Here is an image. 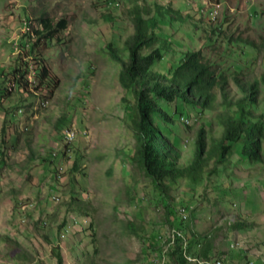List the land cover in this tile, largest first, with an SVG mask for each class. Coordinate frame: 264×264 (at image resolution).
<instances>
[{
    "label": "rangeland",
    "instance_id": "1",
    "mask_svg": "<svg viewBox=\"0 0 264 264\" xmlns=\"http://www.w3.org/2000/svg\"><path fill=\"white\" fill-rule=\"evenodd\" d=\"M140 1L152 7L155 0ZM156 1L183 16L167 13L162 19L163 34L177 52L157 70L169 75L179 52L189 49L199 50L225 77L234 71L250 79L264 75V0ZM134 3L0 0V78L40 15L68 22L60 41L42 49L57 89L13 91L0 103V140L8 122L7 162L0 169V264H57V253L64 264H166L176 227L188 240L191 232L197 235L193 250L197 239L209 242L210 257L224 264H264V148L260 163L221 166L210 160L195 177H178L164 196L143 170L131 120L134 96L121 82L120 61L106 47L123 45L132 29L125 12ZM173 105L180 115L172 117L187 124L176 132L180 161L189 164L198 129L221 132L216 115L223 107ZM255 113L264 124V100ZM68 131L76 138L62 154ZM169 209L176 213L168 215ZM239 219L252 227L239 229Z\"/></svg>",
    "mask_w": 264,
    "mask_h": 264
},
{
    "label": "trees",
    "instance_id": "2",
    "mask_svg": "<svg viewBox=\"0 0 264 264\" xmlns=\"http://www.w3.org/2000/svg\"><path fill=\"white\" fill-rule=\"evenodd\" d=\"M125 13L132 29L125 35L122 46L109 43L106 47L120 61L123 72L121 82L133 93L135 104L131 120L138 144L137 154L145 174L160 194L168 195L171 183L178 177H195L210 160L221 166H237L239 161L245 164L262 162L264 124L262 115L256 114L255 109L264 100V75L250 79L234 71L225 77L204 62L199 50L189 49L179 52L178 64L170 69L169 75H165L156 66L171 52L177 51L174 43L163 34L165 25L162 19L167 18V13L182 21L183 16L168 3L159 4L156 0L152 7L145 1L135 0ZM67 28L68 22L63 18L56 21L47 14L37 18V26H32L28 39L21 42L12 66L1 75L0 103L4 98H10L13 91L35 95L41 88L51 92L57 89L58 77L46 64L42 49L48 43L59 42L60 33ZM176 101L185 108L201 111L210 110L216 104L223 107L216 115L221 132L215 134L211 127L206 129L205 125L199 128L193 142L194 156L189 164L180 161L182 152L177 146L179 134L176 129L184 131L187 124L172 117L180 115L178 106L173 105ZM7 123L5 120L1 128L0 169L7 162L4 154ZM26 139L30 146V138ZM65 141L62 154L69 150L67 142H72L66 137ZM236 152L238 157L234 158ZM175 213L170 209L168 211V215ZM181 221L185 220L181 218ZM236 225L239 229L252 227L244 219H239ZM129 228L135 229V226L129 224ZM174 230L179 231V228ZM192 238L198 237L191 232ZM191 239H186V249L183 240L174 233L169 241L170 260L166 264H191L187 255L208 261L217 260L210 257L209 242H198L197 239V250H193ZM155 247V242L149 240L147 248L153 250ZM11 252L18 254L15 249ZM56 257L57 264H64L60 253ZM218 260L224 264L223 258Z\"/></svg>",
    "mask_w": 264,
    "mask_h": 264
},
{
    "label": "built area",
    "instance_id": "3",
    "mask_svg": "<svg viewBox=\"0 0 264 264\" xmlns=\"http://www.w3.org/2000/svg\"><path fill=\"white\" fill-rule=\"evenodd\" d=\"M220 6H218L217 9H213V11L210 13V14H215L217 15L218 14V9H219ZM68 133H71L70 131H68ZM186 211V214H187V210ZM188 216V214H187ZM179 238H181L183 240V246H186V249H187V240L182 232V230L179 228ZM190 257V261H193L194 263H198V264H207V263H210V261L208 260H203V259H197V257H193L191 255H189Z\"/></svg>",
    "mask_w": 264,
    "mask_h": 264
},
{
    "label": "bare ground",
    "instance_id": "4",
    "mask_svg": "<svg viewBox=\"0 0 264 264\" xmlns=\"http://www.w3.org/2000/svg\"><path fill=\"white\" fill-rule=\"evenodd\" d=\"M214 9H217L216 7L214 8ZM213 16L214 17H216V15L215 14H213ZM71 133H68L67 132V135H66V138H67V140L68 141H74L75 140V138H76V134L73 132V131H70ZM68 149V148H67ZM33 205V204H32ZM185 210H187L186 209V207H182L181 208V214H182V218L184 219V220H186L187 219V214H186V211ZM174 233H177V235H179V231H177V230H174ZM179 237V236H178ZM188 257V256H187ZM188 259H189V257H188ZM207 264H223L222 263V261L221 260H216V261H210V263H207Z\"/></svg>",
    "mask_w": 264,
    "mask_h": 264
}]
</instances>
